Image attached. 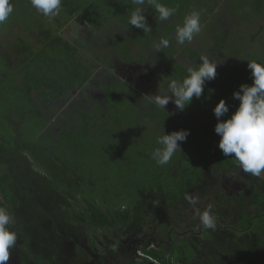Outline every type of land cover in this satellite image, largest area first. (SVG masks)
Listing matches in <instances>:
<instances>
[{
  "label": "trees",
  "instance_id": "obj_1",
  "mask_svg": "<svg viewBox=\"0 0 264 264\" xmlns=\"http://www.w3.org/2000/svg\"><path fill=\"white\" fill-rule=\"evenodd\" d=\"M172 1L160 0L170 7ZM10 2L14 13L0 25V206L12 213L18 238L7 264H262L264 174L240 171L219 150L217 119L203 121L207 96L221 81L206 82L201 98L189 105L193 110H157L156 119L169 115L165 122L138 116L147 111L138 93L117 107L118 114L124 109L132 115L107 120L105 87L130 85L101 79L98 91L105 97L94 100L93 112L85 109L87 101L71 100L96 80L82 54L88 36L68 37L63 31L70 22L81 17L100 50L145 62L157 73L156 88L166 89L169 80L181 79L179 69L186 71L175 59L177 49L120 53L129 35L111 26V13L97 9V0H62L52 21L30 0ZM126 3H113L125 24L131 10ZM175 12L171 20L182 17ZM138 117L144 138L137 137ZM180 129L190 130L183 150L158 165L151 158L157 137ZM185 193L199 196L201 211L212 206L215 230L198 227ZM133 238L138 241L131 248L126 243Z\"/></svg>",
  "mask_w": 264,
  "mask_h": 264
},
{
  "label": "clouds",
  "instance_id": "obj_2",
  "mask_svg": "<svg viewBox=\"0 0 264 264\" xmlns=\"http://www.w3.org/2000/svg\"><path fill=\"white\" fill-rule=\"evenodd\" d=\"M30 3L37 13L49 21L58 17L62 8V0H30ZM131 3L134 8L127 23L131 28L141 29L144 33L151 31L145 14L148 8L155 10L159 21H167L175 14L174 8L160 0H131ZM13 13L14 6L10 0H0V25L6 24ZM201 28L200 13L192 11L185 15L182 24H177L176 42L181 45L191 43ZM169 46L170 41L166 37H161L153 44L157 53ZM222 63V60H210L207 55H201L198 65H186L187 75L183 79H171L165 90L147 95L145 106L167 109L171 102L177 111H184L194 97L201 98L206 82L216 78L217 67ZM247 67L251 71L252 83H242L234 91L233 99L238 100L239 105L227 119H221L230 111L225 99H220L215 105L213 113L217 123L214 131L220 137L218 147L222 154L234 158L240 171L259 177L264 172V62L249 60ZM189 135L190 130L180 129L158 136L156 143L159 147L152 151L151 158L160 166L167 165L178 150H183L182 145ZM184 199L198 217V227L216 229V217L211 205L201 211L197 207L200 204L198 195L185 193ZM12 223V213L7 207L0 206V264H7L17 243L18 237L11 227Z\"/></svg>",
  "mask_w": 264,
  "mask_h": 264
},
{
  "label": "rangeland",
  "instance_id": "obj_3",
  "mask_svg": "<svg viewBox=\"0 0 264 264\" xmlns=\"http://www.w3.org/2000/svg\"><path fill=\"white\" fill-rule=\"evenodd\" d=\"M114 1L115 0H113V2ZM178 1H180V0H178ZM245 1L246 0H233V2H232V4H234V6L236 7V9L237 8L239 9V11L237 12L238 13V16L236 18H234V20L237 21V25L233 24L234 25L233 28L235 29V32H229V33H227V31H226L227 35L231 34V35H229V38L226 41V46L230 47V52L231 53L238 54L241 51V48L243 50L247 51L244 48L245 46H247V42H246L245 38H247L248 35H246V30L257 19L255 12L252 10V4L251 5L249 4L247 7L242 8L240 10V7H241L242 3H245ZM183 3L185 5H190V2H188L186 0H184ZM110 4L112 5L111 2L108 4L109 7L105 9V13H107V15H110V13H111V19H110L111 26L114 25V24H117L118 25V23H122V18L116 16V14L117 13L119 14V12L117 10H112L110 8ZM126 4L129 7L132 4L131 3V0H127V3ZM164 4L167 5V6H169L168 3H164ZM193 5H196L197 10L200 13V15H204V14H209L210 13V10L208 8V3L203 4V7H201V8L198 7L199 5L196 4V3L193 4ZM191 6H192V4H191ZM120 8H121V10L123 8V3L122 2H121V5L119 6V10H120ZM250 10L253 11V14H252V11H250ZM191 12L192 11H189V10H186L185 11V13H187V14H189ZM155 15H157V13H155ZM248 16H250L251 19H253L251 22H247V17ZM183 19H184V16L180 20L181 23H179V24H182ZM204 22H206V20L205 21L200 20V23H201L202 28H201V32L199 34H197V36L198 35H201V36H204L205 37V34H207V32L202 33V31L204 30L203 29V23ZM164 23H165V25L162 26V27L164 28V31H166V32H170V29L172 27L177 26V25H174V24H178V22H175V23H173L171 25V23H172L171 21L164 22ZM247 23H250V24L248 26H246V28H245V25ZM206 24H207V22H206ZM69 25H71V24H69ZM149 25H150L151 28L154 27L151 23H149ZM162 27H159L157 29V32H155V33L153 32L152 29L148 33H144L143 30H141V29H136L135 32H132L131 34H129V31H128V32H126L127 34H129L128 37H127V35L124 32L123 33V36L124 37H127V39L125 41L126 43L121 44V46H119V49L120 50L117 49V51H119L120 53H124V52H127L129 50H132V51H136L137 53L138 52H143V53H147V54H152V52H154L155 50L151 51L150 48H149L150 46H152L151 41L154 38H157V41L159 40L158 37L160 36V33L158 31H163V28ZM250 29L252 31L251 34H250V39H253L255 43H257V42L259 43V40L261 42L264 41V33H260L259 36H258L256 34V31L258 30V28L256 29V28L253 27V28H250ZM79 30H80L79 26L77 24H75V23L72 22V27L71 28L69 27L67 30H65L63 32L68 37L74 38V37H76L78 35H81L80 32H79ZM175 30H173V32H175ZM236 30L240 31V33H237ZM167 38L169 39V37H167ZM174 43H175L174 41L173 42L170 41V46L168 48H173L175 46ZM192 43H193V41L191 43H188L187 42L186 45L184 44V46L190 45L189 47H185L184 48V52L187 51V52L191 53V55L195 56V55H197L198 52L197 51L194 52L191 49L192 48ZM253 46L254 45H252V47ZM98 47H99L98 44H97V46L95 44L92 45V48H94L93 52H95L96 55H98V56L101 57L102 54H105V57H106V54H111L110 51H103V50H100V48H98ZM173 49L176 50V47L173 48ZM119 52H117V53H119ZM248 52H249L247 54V58L248 59H250V60H256L257 62H261V61L264 62V57H263L264 56V48L263 47H260V45H256V47L248 49ZM156 55H159V54H156ZM164 56H167L168 58L171 59L170 55H168V54L167 55H164ZM116 59H118V58L116 57ZM166 63L167 62H165V64ZM179 73H181V74H179ZM179 73H178L179 74L178 76L181 79H183L185 77V75H187V72L185 70H182V69H179ZM116 74H120V72H116ZM153 74L154 75H157L156 72H154ZM160 75H163V77H164L166 74L164 72V73L159 74V76ZM120 76L123 77V74H120ZM152 77L153 76H151V79H148L147 80V82H149L150 80L152 81L151 87H146L145 88V86L147 85V82H146V79L147 78H144L143 81H134V82H132V80H130L131 81V84L130 85L132 86V89H130V86L129 87L126 86V84H124V85L120 84V85H118V88H115L116 85H110V86L105 87L106 88L105 93L107 95V98L109 97V99L106 98V101H105L106 102L105 104L107 106H109V112L106 115V119L107 120L114 121L118 117H127L128 115H132L129 112H127V113L124 112V109H123V111L120 114H118L117 113L118 112L117 111V107L119 105L123 104L125 101H127L129 99L128 96H133V95H135L137 93V92H135L133 90V88H136V86H137V88L138 87L140 88L138 90H141V93H142V90L144 91V89H148L149 90L148 91L149 95L156 94V91H155L156 89L154 87V81L155 80L152 79ZM248 78H249L248 73L242 72L241 70L239 72H234V74L229 73V74L225 75V79H222L221 82H220V85L221 86L219 88H215L214 90H212L210 92V94L207 96L208 97L207 100L209 99L211 103H207V102L205 103V105L208 106L209 114L207 115V119L203 120L205 122L204 125L211 124V121L213 119H217L214 116V113H213V110L212 109H214L215 105L222 98L225 99L226 103L229 104V106H230V111H229L228 114H226L224 116V119H227L228 116H230L231 113L235 111V109L239 105V101L233 99V93H234V91H236V90L239 89V86L242 83H247L248 82ZM135 79H138L139 80V77L137 76ZM115 80L116 79H113L110 82V84H115L116 83ZM128 83H130V82H128ZM208 83H210V81ZM104 85H106V82H105ZM223 86H224V88H221ZM99 88H100V86L92 87L91 89L94 90V91H98ZM109 93H110V96H109ZM101 95H102L101 96L102 98L105 97V94H101ZM147 99H148V97H146V95L145 96H141L139 98H136V100H139L142 104H146ZM75 100H76L77 104H82L83 99H78L76 97ZM87 100H89V102L88 101L87 102L90 104V106L89 107H86L85 109L91 110V112H93V110L97 107L96 102L94 101L95 99L94 100L87 99ZM212 103H214L213 106L211 105ZM128 106L131 107L129 104H128ZM188 107L187 108L189 109V111L190 110H193V107L192 106H188ZM170 108L173 111H175V113H177L178 115L181 114L175 108H173L171 106H170ZM187 108H186V110H187ZM157 110L162 111V109H160L158 107H147V111L145 113H143L141 111L138 116L139 117H143L146 121L147 120L150 121V123H160V122H165L166 117H168L169 115H171L170 112H168L167 114H169V115L164 114L161 117H159L158 119H156L154 117V115H155V113H156ZM115 113H117V114H115ZM70 115L72 116V114H70ZM139 117L136 118V120L138 122V124H137V132H138V134L139 133H141V134L137 135V137L144 138V136H145L144 133L145 132H142L140 130V124H139V122H143V120H141ZM193 121H195V120H193ZM154 134L157 135L156 133H154ZM262 174H264V172H262ZM234 188L235 187L230 188L231 192L233 190H235ZM137 241H138L137 239L133 238V239L127 241L126 244L129 245L132 248V244L137 243ZM262 264H264V262Z\"/></svg>",
  "mask_w": 264,
  "mask_h": 264
},
{
  "label": "crops",
  "instance_id": "obj_4",
  "mask_svg": "<svg viewBox=\"0 0 264 264\" xmlns=\"http://www.w3.org/2000/svg\"><path fill=\"white\" fill-rule=\"evenodd\" d=\"M174 1H172L174 6L171 5V7L174 8L175 10H179L182 13V17L180 18H183V16L185 17V15H187V13H185L186 10L198 12L196 5H193L195 3L198 4L199 5L198 7L200 8L203 7V4L208 3V8L210 10L209 14L200 15V20L202 21L206 20L207 22V24L206 22L203 23L204 30L202 31V33L207 32V34H205V37L201 35H198V36L196 35L193 39L191 49L194 52L197 51L198 52L197 55L193 56L191 55V53L187 51L184 52V48L187 46H184V44L183 45L178 44L176 42L175 32L172 31L171 33H169L167 37H169V41L175 42L174 48L176 47L177 49V52L175 54L176 61L181 63L183 67L186 68V65H192V66L198 65L200 62L201 55H207L210 60L216 59V60L223 61V63L218 65L217 67V76L214 80L221 81L222 79H225V75L229 73L234 74V72H239L241 70L242 72L248 73L249 75L248 84H251L252 83L251 71L247 67L248 62L250 60L247 58V54L249 53L248 49L254 48L256 47V45H260V47L264 48V41L261 42L259 40V43L257 42L258 43L257 44L254 42L253 39H250V34L252 32L250 28H253V27L256 29L258 28L257 31L259 33L256 31V34L258 36L260 33H264V0H246L245 3H242L240 7V10H241L242 8L247 7L249 4L250 5L252 4V10L255 12L257 19L246 30V35H248V37L245 38L247 42V46H245L244 48L247 51L241 48V51L238 54L231 53L230 47L226 46V41L229 38V35H231V34L227 35V33L235 32V29L233 28L234 27L233 24L237 25V21L234 20V18L238 16L237 12L239 11V9L238 8L236 9L234 4H232L233 0H186L190 2V5H185L183 3L184 0H180V1L174 0ZM133 8H134V5L131 7V9L133 10ZM253 11H252V14H253ZM155 13H156L155 10L152 8H148L145 12L148 22L153 21L151 22V24L154 27H152L151 29L153 30L154 33L157 32V29L159 28V26L157 27L154 24L156 22L153 17ZM179 19H175L174 17L171 24L175 22H178V24L181 23L180 22L181 19L180 20ZM252 20L253 19H251L250 16L247 17V22H251ZM249 24L250 23H247L245 25V28ZM127 25L128 23L124 24L123 27L125 28V26ZM123 27L121 29L122 35L124 32L125 34H127L126 32L129 31V34H131V32L133 31L131 27L125 28L126 30H124ZM163 31H158L160 33V36L158 37L159 39L162 36L166 37V32L165 31L163 32ZM236 31L237 33H240V31L238 30ZM153 40L157 41V38L152 39L151 42L154 43ZM252 45L254 46L252 47ZM153 53H155V51ZM117 58L121 60L118 56ZM219 87L220 86L218 84H215L213 88L215 89ZM211 105L213 106V104Z\"/></svg>",
  "mask_w": 264,
  "mask_h": 264
},
{
  "label": "flooded vegetation",
  "instance_id": "obj_5",
  "mask_svg": "<svg viewBox=\"0 0 264 264\" xmlns=\"http://www.w3.org/2000/svg\"><path fill=\"white\" fill-rule=\"evenodd\" d=\"M112 3V5L110 4V8L113 10V0H97L96 2V8H100L102 10H105L106 8L109 7V3ZM133 6V4H131L129 6V8H131ZM129 13H131L132 9L131 10H128ZM154 19H155V25L159 24L158 26L162 27L163 24H165L164 22H167V21H171L172 20H167V21H159L158 18H157V15L154 16ZM76 21H72L73 23L75 24H80L81 27H84V28H81L79 25V32L82 33V34H87L88 37H86V40L87 42L89 41L90 45H84L83 48H82V54L84 55V58L86 60L87 63L90 64V66L93 68V79L96 80V84H91L90 82L88 83H85L84 85V90H77L75 93H73V98L71 97V100H75V98L77 97L78 99H83V102L86 103V101L89 102V100L87 99H90L91 98L94 100L96 99L98 96L101 97L102 93L99 92V91H94L92 90L91 88L92 87H97V86H100L103 82H101L100 80L103 79L105 77L106 81L110 84V82L113 80V79H122L124 81H126L128 83V85L131 84V81L134 82V81H143L144 78H147L146 79V82L148 79H151V76L152 79H156V76L157 75H154L153 73V69L151 68H147L145 66V62L143 61H140V60H119V59H116V55L114 53L112 54H106V57H105V54H102L101 57L96 55L95 52H93L94 48H92V45L93 43L91 42V37H89L91 35L90 31L87 30L88 26H85V21L83 19H81V17L77 16L75 18ZM124 20H122V23H118L117 24H114L112 25V27L114 29H116L118 32H120L121 34V29L123 27V25L125 24L123 22ZM72 22H70V28L72 27ZM117 26V27H116ZM134 30H136L135 28H132ZM176 29V26L173 27V30ZM90 38V39H89ZM89 39V40H88ZM154 42H156L155 40H153ZM151 44L153 45L154 43L151 42ZM150 60H153L152 57H150ZM98 66V67H97ZM97 67V68H96ZM116 72H120V74H123V77L120 76V74H116ZM139 77V80L138 79H135L136 77ZM145 82V83H146ZM151 83L152 81L150 80L149 82H147V85L145 86L146 87H151ZM130 87H132L130 85ZM135 92L138 93V95L141 97V96H145L148 97L147 95H149L148 93V89H144V91L142 90V93H141V90H138L140 89L139 87L137 88H133ZM155 91L156 93L158 92H162L163 90L165 89H162V88H156L155 87ZM79 92V93H78ZM151 95H154V94H151ZM87 98V99H86ZM71 102V101H70ZM90 104L87 106L89 107ZM175 108V105L173 103H169L167 105V109H165V111L167 112H170L172 114H175V115H178L177 113H175V111H173L171 108ZM181 113V112H180ZM131 240V239H130Z\"/></svg>",
  "mask_w": 264,
  "mask_h": 264
}]
</instances>
